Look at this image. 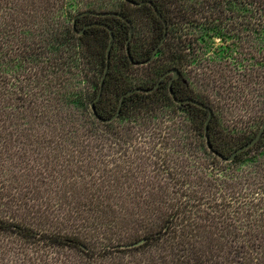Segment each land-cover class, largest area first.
I'll use <instances>...</instances> for the list:
<instances>
[{
    "label": "rangeland",
    "instance_id": "obj_1",
    "mask_svg": "<svg viewBox=\"0 0 264 264\" xmlns=\"http://www.w3.org/2000/svg\"><path fill=\"white\" fill-rule=\"evenodd\" d=\"M64 4L73 13L87 8L122 9L134 19V49L139 57L154 40V20L146 10L125 0H65ZM4 27L0 16V216L41 231L77 234L89 249L2 231L0 264H248L245 252L234 251L235 247L242 250L248 238L249 228L241 212L231 231L222 228L217 219L213 223L203 220L205 225L198 229L172 228L162 239L116 248L117 243L141 238L146 227L159 226L168 207L149 210L141 224L134 220L103 223L94 191L105 190L116 214L132 215H137V202L145 205L144 200H157L160 188L171 185H187L205 198L222 199L221 189L228 188L241 195L247 191V179L257 183L264 179V155L257 157V149L250 150L234 163L215 156L188 108H177L142 129L131 127L133 122L120 121L118 131L101 132L99 152L75 145L70 109L65 104L59 106L56 74L35 83V78L29 80L23 74L27 73L25 63L17 71L18 66L10 62ZM118 52L116 49L115 60ZM217 54L223 55L211 51L210 57L215 59ZM183 68L190 80L189 90L183 89V93L203 89L194 76L199 69L187 62ZM153 70L140 66L127 74L150 84ZM91 71L86 79L72 84L92 88L100 81L102 67L96 65ZM255 98L218 107V127L226 138L250 137L260 128L264 98ZM232 150L234 147L226 151ZM91 152L104 161L99 170L103 185L91 182L88 175L96 172L89 166ZM254 256L258 258L251 263H260L264 257L262 251Z\"/></svg>",
    "mask_w": 264,
    "mask_h": 264
},
{
    "label": "trees",
    "instance_id": "obj_2",
    "mask_svg": "<svg viewBox=\"0 0 264 264\" xmlns=\"http://www.w3.org/2000/svg\"><path fill=\"white\" fill-rule=\"evenodd\" d=\"M151 1L156 4L167 20L168 35L150 63L137 65L131 62L126 52L130 25L120 16L84 14L77 17L74 26L73 19L80 12L73 13L72 10L65 8V0H0V10L3 11L0 12V16L4 19V37L8 45L7 51L11 65L18 66L17 71H19L21 64L25 63L27 73L23 72V74L29 80L35 78V83L39 79H48L49 75L56 74L55 84L56 92L59 94V106L65 104L70 109L73 122L72 133L75 137L73 142L75 145L87 147L88 151H94L96 148L95 152H99L101 132L118 131L120 121L133 122L131 127L138 125L142 129V125L147 127L154 123L155 119L173 113V110L177 108L191 110V116L196 122L195 126L204 132L206 140V119L209 110L192 102L182 104L175 102L169 88L172 74L166 76L151 92L135 91L127 95L117 119L104 122L95 116L91 102L100 92L102 76L92 88L72 83L86 79L92 72L91 68L96 65L102 67L103 75L106 67L107 46L110 41V31L103 24L106 23L114 29L115 43L102 95L95 100L98 114L102 118L110 117L117 111L124 92L139 86L150 88L166 70L177 67L181 71L180 77L173 82V89L177 96L193 97L213 108L214 114L209 124L211 143L225 156L230 155L236 148L251 140L260 129L250 137L239 135L228 139L218 127L217 110L218 107L234 105L242 100L255 101L256 96L264 98V0ZM134 6L146 10L156 24L154 40L146 48L142 57H139L134 49L136 37L134 28L131 52L136 60H145L151 56L153 49L162 38L165 24L150 3ZM87 9L108 10L107 8ZM114 10L128 17L134 26L132 17L122 9ZM96 21L100 23L86 27L82 34L78 33L87 23ZM2 37L0 36V40ZM216 38L220 39L219 43ZM116 49L119 51L117 60L114 57ZM211 51L221 52L223 55L217 54L215 59H212ZM186 62L195 69H199L194 76L203 89L183 93L182 90H189L190 86V80L184 74L183 65ZM140 66L154 68L150 84L127 74V70ZM194 68L190 71L194 72ZM243 140L244 142L235 148ZM233 147L234 150L227 153L226 150H231ZM254 149H257V157L264 155V133L254 146L239 153L233 161L221 159L234 163ZM92 153L89 156L91 158L89 166L96 172L90 171L88 175L91 177V182L102 183L99 170L104 161ZM148 158L154 165H159L157 160ZM140 167L144 169L145 166L141 164ZM247 182V191L241 195V192L238 194L233 188L221 189L222 199L199 196L184 184L171 185L166 189L159 187L160 193L157 200H144L145 205H141V202L136 203L138 208L135 214L137 215L116 214L111 197L104 192L105 190L96 188L95 206L101 208L99 217L104 220L103 223L134 220L137 224H141V220L149 210L161 211L168 207L163 212L164 218L159 226L146 227L145 234L141 238L130 241L146 238L143 244L153 239H162L170 233L172 228L176 230L181 226L201 228L205 225L203 220L213 223L217 219L222 228L231 231L232 227H237L236 222L240 219L238 214L241 212L249 228L248 238L242 245V250L235 247L234 251L236 254L245 252L246 257L253 261V258H258L254 256L255 252L262 251L264 255V179L259 183L255 182V179H247ZM105 208L108 210H104ZM2 231H14L23 236L43 239L54 244L89 249L77 234L41 231L0 216V232ZM250 261L248 264H264V257L260 263Z\"/></svg>",
    "mask_w": 264,
    "mask_h": 264
},
{
    "label": "water",
    "instance_id": "obj_3",
    "mask_svg": "<svg viewBox=\"0 0 264 264\" xmlns=\"http://www.w3.org/2000/svg\"><path fill=\"white\" fill-rule=\"evenodd\" d=\"M127 2H130L134 5H142L144 3H150L153 7H154V10L155 12L157 13V15L159 17H161V19L164 21V24H165V29H164V34L162 36V38L160 39V41L158 42V44L155 46V48L153 49L152 51V54L149 58L145 59V60H136L131 52V39L132 37L134 36V26H133V23L132 21L126 17L124 14H122L121 12L119 11H116V10H90V9H87V10H83L82 12L78 13L73 21H74V26L76 24V20H77V17L80 16V15H84V14H93L95 16H108V15H117V16H120L122 17L123 19H125L129 25H130V34H129V37L127 38L126 40V52L131 60V62H133L134 64H148L150 63L156 56L157 52L159 51L160 47L164 44L166 38H167V35H168V23H167V20L163 17L162 13L159 11L158 7L156 6V4L151 1V0H141V1H136V0H126ZM100 22H91V23H87L81 30L78 31L79 34H82L84 31H85V28L86 27H89L93 24H98ZM105 26L108 27L109 31H110V41H109V44L107 46V58H106V67H105V70H104V73L101 77V81H100V92L99 94L97 95V97L95 98V100H97L101 95H102V92H103V89H104V83H105V79L108 75V72H109V69H110V66H111V55H112V48H113V45L115 43V32H114V29L107 25L106 23H103ZM172 74L171 78H170V81H169V88H170V93L174 99L175 102L179 103V104H182L184 102H192L198 106H201L205 109H208L209 110V114H208V117L206 119V142H207V146L209 148V150H211L214 154L218 155L220 158L226 160V161H233L239 153L249 149L250 147L254 146L259 140L260 138L262 137L263 133H264V121L260 127V129L258 130V132L256 133V135L251 139L249 140L248 142H246L245 144L239 146L238 148H236L230 155L228 156H225L223 153L219 152L217 149H215L211 143V138H210V134H209V124H210V120L212 119L213 117V114H214V111H213V108H211L209 105L205 104L204 102H202L201 100H198L196 98H193V97H178L175 90L173 89V82L176 78H179L180 75H181V71L179 70V68L177 67H173V68H170L168 70H166L160 77L159 79L157 80V82L155 83L154 86L150 87V88H145V87H135V88H131L130 90H127L126 92H124V94L122 95L121 97V101H120V104L118 106V109L117 111L111 115L110 117L108 118H102L99 114H98V111H97V108H96V105H95V100H93L91 102V107H92V110L95 114V116L99 119H101L102 121L104 122H111L115 119H117L120 115V112H121V109H122V105H123V102H124V98L135 92V91H144V92H151L153 90H155V88H157L159 86V84L161 83V81L168 75ZM146 241V238H142L140 240H137V241H134V242H125V243H121V244H118L116 245L117 248H131V247H135V246H139V245H142L144 242Z\"/></svg>",
    "mask_w": 264,
    "mask_h": 264
}]
</instances>
